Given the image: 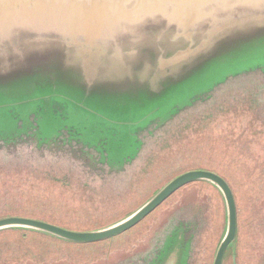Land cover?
Listing matches in <instances>:
<instances>
[{
	"label": "rangeland",
	"instance_id": "374dc122",
	"mask_svg": "<svg viewBox=\"0 0 264 264\" xmlns=\"http://www.w3.org/2000/svg\"><path fill=\"white\" fill-rule=\"evenodd\" d=\"M258 56L244 60L257 57L264 62V55ZM59 60L54 56L35 63L30 81L14 78L0 85V137H12L6 131L15 129L16 120L23 134L32 133L15 136L9 144L0 140V216L25 215L72 229H96L134 211L176 174L207 168L228 181L236 202V242L227 248L223 264H264V196L259 197L264 188V72L230 78L206 99L175 114L239 64L193 75L160 98L132 105L127 111L130 123L121 131L96 118L108 113L100 92L78 94L74 84L79 77L73 73L77 64L73 61L71 68L72 60L66 58L73 72L65 75ZM111 90L105 89L106 96L117 101ZM234 93L239 96L236 104L227 101ZM240 98L251 111H240ZM169 117L146 135L120 169L93 162L97 153L80 152L75 142H36L65 132L84 147H102L107 162L117 165L139 147L135 129ZM31 123L37 130L32 125L28 129ZM225 223L219 189L207 181H192L131 228L103 240L71 242L36 230H0V264H149L158 250V257L168 250L179 226L181 243L189 240L186 264H212Z\"/></svg>",
	"mask_w": 264,
	"mask_h": 264
},
{
	"label": "water",
	"instance_id": "95a60500",
	"mask_svg": "<svg viewBox=\"0 0 264 264\" xmlns=\"http://www.w3.org/2000/svg\"><path fill=\"white\" fill-rule=\"evenodd\" d=\"M130 2L108 0L107 8L90 7L86 12L78 11V19L70 22L66 18L67 13L50 6L52 0H0V85L9 84L14 78L30 81L34 64L54 56H60L59 68H65L64 74L68 75L73 72L66 63V58H70L71 68L73 61L77 64V71L73 73L79 77V82L74 84L78 94L87 97L100 92L108 113L102 116L95 114L96 118L110 128L122 131L127 130L130 123L127 111L132 105L141 106L150 98H160L172 86L193 75L199 76L234 62L239 64L225 70L223 80L207 92L193 95L189 103L178 108L175 114L198 100L206 99L230 78L255 70L264 72V62L257 58L264 55V0H220L219 5L209 9L203 18H190L184 9H178L173 17L175 24L171 18L137 23L135 14L130 13L128 7ZM40 52L45 53L43 58ZM252 56H257L256 60L250 61ZM247 57L250 59L245 61ZM246 63L250 64L246 66ZM232 70L236 72L228 73ZM106 88H112L109 92L116 91L117 101L106 96ZM172 117L165 121H151L135 129L132 135L136 136L139 147L131 157L122 156L117 165L107 162L108 155L102 147H84L78 141L66 138L65 132H58L48 139H36V142H75L80 152L94 150L97 153L93 162L99 160L120 169L124 161L136 155L146 135ZM32 128L37 130L36 125ZM6 133L12 137H0L5 144L15 136L32 134H23L18 120L15 129ZM96 143L99 146L104 144L103 141ZM88 161L92 164V160ZM192 181L210 182L223 196L226 223L212 261V264H223L227 248L234 247L236 242L237 208L228 181L207 168H191L176 174L134 211L103 227L72 229L40 218L14 214L0 216V230H36L71 242L103 240L129 229L174 191ZM180 229L182 227L179 226L173 232V243L153 264H186L189 240L181 243ZM183 253L185 256L181 263Z\"/></svg>",
	"mask_w": 264,
	"mask_h": 264
},
{
	"label": "snow or ice",
	"instance_id": "6c2138e0",
	"mask_svg": "<svg viewBox=\"0 0 264 264\" xmlns=\"http://www.w3.org/2000/svg\"><path fill=\"white\" fill-rule=\"evenodd\" d=\"M220 0H131L128 7L136 16V22L151 19L168 20L176 23L174 14L184 9L190 18H203L209 9L219 5ZM51 7L67 13V19H78V11L86 12L90 7L107 8L108 0H52Z\"/></svg>",
	"mask_w": 264,
	"mask_h": 264
},
{
	"label": "trees",
	"instance_id": "16d2710c",
	"mask_svg": "<svg viewBox=\"0 0 264 264\" xmlns=\"http://www.w3.org/2000/svg\"><path fill=\"white\" fill-rule=\"evenodd\" d=\"M253 88V87H252ZM252 88H249L248 90H251ZM246 92V91H245ZM252 92H257L256 90H254V91H252ZM251 97L248 99V101L250 102V104H251V100H252V98L254 97V96H252V95H250ZM237 97H239V96H236V93H234V94H232V95H230L228 98H227V101H230V100H232V101H234V104H236V98ZM229 98H231V99H229ZM239 101H240V109H242V110H240L242 113H244V111L243 110H245L246 108H247V110H249V111H251L250 109H249V107L244 103V99L243 98H240L239 99ZM261 100H258L257 102H260ZM260 112H262V111H260ZM213 117H214V115H212ZM235 117H237V116H235ZM261 187H264V184L263 185H260ZM264 196V188H263V190H262V192H261V194L259 195V197L260 196ZM10 229H15V228H10ZM18 229H22V228H18ZM157 259H155L153 262H155ZM153 262H152V264H153Z\"/></svg>",
	"mask_w": 264,
	"mask_h": 264
},
{
	"label": "flooded vegetation",
	"instance_id": "af4514ba",
	"mask_svg": "<svg viewBox=\"0 0 264 264\" xmlns=\"http://www.w3.org/2000/svg\"><path fill=\"white\" fill-rule=\"evenodd\" d=\"M134 226V225H133ZM131 228V227H130ZM160 254V250L157 251L155 257L152 259V262L158 258V255ZM152 262H149V264H152Z\"/></svg>",
	"mask_w": 264,
	"mask_h": 264
}]
</instances>
